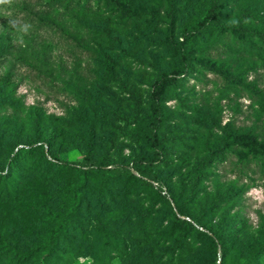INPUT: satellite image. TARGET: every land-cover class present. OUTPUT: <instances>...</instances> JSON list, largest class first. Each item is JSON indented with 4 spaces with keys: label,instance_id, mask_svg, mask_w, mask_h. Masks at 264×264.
I'll list each match as a JSON object with an SVG mask.
<instances>
[{
    "label": "rangeland",
    "instance_id": "obj_1",
    "mask_svg": "<svg viewBox=\"0 0 264 264\" xmlns=\"http://www.w3.org/2000/svg\"><path fill=\"white\" fill-rule=\"evenodd\" d=\"M169 2L132 0L135 16L128 18L97 0H0L5 47L0 82L9 75L0 95V154L6 157L17 145L42 138L60 158L82 160L87 125L76 118L81 110L95 121L91 157L110 146L112 166L131 167L134 160L147 166L140 157L153 155L145 144L152 82L160 71L181 66L168 41H180L181 26L200 20L210 0H176L174 21L167 13ZM243 11L249 19L242 27L264 30V0H227L223 20L239 23ZM209 43L221 49L219 55L211 48L210 59L236 81L199 66ZM192 47L193 71L163 93L170 118L159 135L166 139L167 162L151 165L178 201L189 199L186 215L175 220L168 199L123 172L103 197L107 216L102 221L112 235L105 242L95 222L92 182L81 183L75 171L46 163L34 149L23 181L15 179L21 207L0 202V232L7 241L18 246L45 242L52 213L83 198L84 206L90 203L84 210L90 224L61 264H212L214 252L203 233L193 232L185 246L178 244L188 218L203 229L221 219L230 223L218 230L221 264H245L262 251L264 158L237 145L224 149L210 167L199 165L223 144L227 126L237 141H264V45L228 31L216 41L198 38ZM101 51L115 60L113 72L101 64ZM182 247L186 251L179 256ZM254 264H264V256Z\"/></svg>",
    "mask_w": 264,
    "mask_h": 264
},
{
    "label": "trees",
    "instance_id": "obj_2",
    "mask_svg": "<svg viewBox=\"0 0 264 264\" xmlns=\"http://www.w3.org/2000/svg\"><path fill=\"white\" fill-rule=\"evenodd\" d=\"M227 0H210L204 15L200 20L193 22H186L179 30L180 41L170 42L168 41L169 49L181 63L179 67H173L167 71H160L158 76L152 82V89L149 93L152 99V109L148 116V128L145 137V144L153 150V155L149 158L140 157L144 159L147 166H142V163H138L136 160L132 162V166H112L113 162L107 159V154L110 146H108L102 155L98 158H93L89 154L93 147L91 140L93 130L95 128V121L93 118L82 114L81 110L76 112V118L87 125V145L86 154L82 160L70 161L59 157L58 153H54L49 150V147L45 145V141L42 138H35L30 140L27 144L17 145L18 147L12 148L6 157L0 154V202L13 208L21 207L23 198L19 193L20 183L15 179L23 181L25 175L24 170H27L28 159L33 153L34 149H39L41 158L52 165H57L62 169H70L75 171V174L80 178L81 183L87 184L92 182L94 191L96 193V199L94 202L96 211L95 219L98 223L97 231L106 237V241L111 238V233L106 229V223H103V219L107 216V209L103 203V197L109 193L110 186L115 185V179L121 173L132 178L134 182H139L142 186L147 187L149 190L155 192L158 197L168 199L172 205L169 209V214L178 220L180 216H185L187 213V206L189 199L178 201L177 198L164 186L161 177L151 167L158 162H167V151L165 145V136L159 135V132L165 122L169 120V113L164 107L165 98L163 93L165 89L170 86H175L179 81L184 80L193 67L192 61L195 60V49L193 50V43H196L198 38H213L216 41L221 36L225 37L226 33L233 32L239 36L253 37L259 44L264 45V30L259 32H251L240 25L241 22H245L247 19L246 12L238 13L239 23L231 22L227 24L223 20L224 6ZM97 2H103L105 5L112 7L119 14L132 18L135 16L132 9V0H97ZM176 0H170L168 14L171 21H174ZM156 19L157 16H155ZM214 35L216 37H214ZM4 45L0 41V54H3L5 50ZM211 48H214L215 53L221 52L220 47H216L215 44H207L201 51L202 62L199 66L203 67L205 71H214L222 75L227 82L236 81L238 77L227 70H221L217 68L215 62L210 58ZM100 62L104 65L105 69L109 72L115 70L116 62L106 52H100ZM9 75L4 76L0 82V95L4 91L8 84ZM1 105V103H0ZM214 119V117H212ZM137 126L141 125V122H136ZM223 144L218 149H213L201 162L200 169H206L210 167L216 160L221 159L223 150L227 147L239 145L242 149L248 147L260 154V157L264 158V141L255 142L249 141L244 143L243 141H237L236 136L232 134L231 129L227 126L223 131ZM1 143V136H0ZM229 151V149H227ZM227 152V151H226ZM36 167L39 164L33 163ZM149 165V166H148ZM152 165V166H151ZM44 167V166H41ZM203 173L198 172L196 176H202ZM83 198L77 201L71 200L66 203L62 210L52 213L51 220L54 224L51 225L46 241L37 244L36 246H18L5 239L0 232V264H61L64 258H69L71 245L73 244L76 236H85V227L90 223L89 217L84 210H86L90 203L87 202L83 205ZM262 225L261 230L264 232V216L261 217ZM184 231L179 235L178 244L185 246L188 241V235L193 232L203 233L202 235L208 239L213 249L214 257L211 260L212 264H221V257L219 253L224 252V246L220 238L219 228L230 226L228 221L221 219L217 225H208L206 229L198 225L193 219H183ZM133 234H130V238ZM132 239V238H131ZM130 239V240H131ZM147 239L146 235L144 240ZM140 247V245H139ZM138 247V248H139ZM183 248V247H182ZM255 257H249L246 259L245 264H254L257 257L264 256V246ZM186 251V248L179 249L178 255L182 256ZM165 253L160 254L164 256ZM151 264H161L160 261H151Z\"/></svg>",
    "mask_w": 264,
    "mask_h": 264
}]
</instances>
